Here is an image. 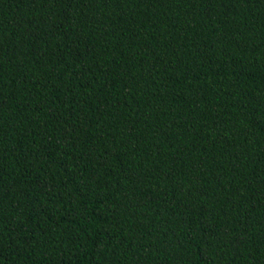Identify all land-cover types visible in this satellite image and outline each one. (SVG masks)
<instances>
[{
	"label": "trees",
	"instance_id": "16d2710c",
	"mask_svg": "<svg viewBox=\"0 0 264 264\" xmlns=\"http://www.w3.org/2000/svg\"><path fill=\"white\" fill-rule=\"evenodd\" d=\"M0 264H264V0H0Z\"/></svg>",
	"mask_w": 264,
	"mask_h": 264
}]
</instances>
